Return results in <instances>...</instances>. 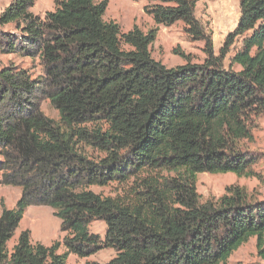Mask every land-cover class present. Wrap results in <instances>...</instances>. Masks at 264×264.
<instances>
[{
  "label": "trees",
  "instance_id": "trees-1",
  "mask_svg": "<svg viewBox=\"0 0 264 264\" xmlns=\"http://www.w3.org/2000/svg\"><path fill=\"white\" fill-rule=\"evenodd\" d=\"M35 1L10 0L0 12V27L20 32L0 30L6 50L43 69L37 78L14 64L0 69V185L21 189L13 208L2 205L0 264H67L70 253L103 248L115 254L83 264H227L252 237L264 264V199L239 184L205 201L196 189L200 172L260 178L248 143L264 113V0L239 1L218 53L196 0H146V31L104 18L107 0H54L43 17L30 10ZM176 21L204 41L202 61L179 52L185 62L169 67L152 56L158 26ZM109 184L113 195L92 189ZM31 204L52 208L62 242H33L25 229L9 251ZM94 220L105 223L103 238L90 231Z\"/></svg>",
  "mask_w": 264,
  "mask_h": 264
},
{
  "label": "rangeland",
  "instance_id": "rangeland-1",
  "mask_svg": "<svg viewBox=\"0 0 264 264\" xmlns=\"http://www.w3.org/2000/svg\"><path fill=\"white\" fill-rule=\"evenodd\" d=\"M239 1L196 0L195 16L204 24L207 33L210 35L215 53H218L226 36L234 30L237 24ZM9 2L10 0H0V12ZM145 3L146 0H107L104 18L116 21L121 31H127L133 25H137L143 31H146L153 26V20L143 10ZM53 8L54 0H36L34 5L30 7V10L34 14L43 17L47 10H52ZM183 27L182 21H176L168 26H158V31L154 41L150 45V50L152 56L166 66L171 67L185 62V58L179 52L189 55V58L193 62H200L205 56L203 52L204 41L190 39L184 32ZM0 30L20 35V32L15 30L13 24L1 26ZM239 44L240 38L237 37L225 56V66H227L230 57L236 48L239 47ZM6 49V43L0 39V69L14 64L27 69L32 78H37L43 74L42 66L37 57L25 56L22 52H8ZM174 49L178 52H174ZM34 101L44 115L54 119L56 122L58 121V111L50 103L48 98L36 91ZM253 135L254 140L248 143V147L257 156L252 168L260 174V178L238 177L233 172L216 174L200 172L197 175L196 189L200 194L201 201L219 197L224 193L225 188L231 184L242 185L253 198L264 199V113L257 118ZM92 189L96 192L113 195L118 190V187L116 184H109L103 187L94 186ZM20 192L21 189L19 186L0 185V213L2 205L7 208H13L15 206ZM105 228V223L102 220H94L89 225L90 231L99 234L101 238L104 237ZM25 229H29L31 241H38L44 245H50L56 240L62 242L64 235L60 230V219L53 214L51 207L31 204L25 209L23 217L19 221L13 236L7 242L9 251L20 231ZM57 251L59 253L64 251L62 243ZM114 254L115 251L111 248L100 249L87 257H78L70 253L67 256L66 263L83 264L88 260L106 262ZM227 264H262V261L256 255L253 240L248 241L235 250L229 257Z\"/></svg>",
  "mask_w": 264,
  "mask_h": 264
},
{
  "label": "crops",
  "instance_id": "crops-1",
  "mask_svg": "<svg viewBox=\"0 0 264 264\" xmlns=\"http://www.w3.org/2000/svg\"><path fill=\"white\" fill-rule=\"evenodd\" d=\"M250 150H251V149H250ZM251 240H253V242H254V246H255V238L252 237V238L249 239V241H251ZM261 261H262V260H261ZM262 264H263V261H262Z\"/></svg>",
  "mask_w": 264,
  "mask_h": 264
}]
</instances>
